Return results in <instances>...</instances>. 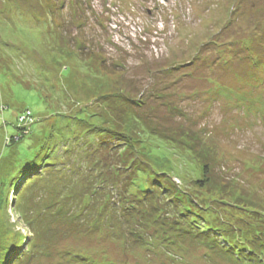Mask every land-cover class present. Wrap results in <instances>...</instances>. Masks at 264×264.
Segmentation results:
<instances>
[{
    "label": "rangeland",
    "instance_id": "374dc122",
    "mask_svg": "<svg viewBox=\"0 0 264 264\" xmlns=\"http://www.w3.org/2000/svg\"><path fill=\"white\" fill-rule=\"evenodd\" d=\"M129 96L140 102H128ZM25 109L33 116L19 121ZM135 109L150 132L154 125L160 134L184 136L161 142L127 123L123 128L134 139L121 143L130 148L127 155L161 149L173 180L188 186L182 174L193 186L202 170L187 155L190 147L210 163L199 192L224 200V207L241 205L240 213L257 209L250 213L252 220L264 221V0H0V246L7 241L0 253L9 250L12 261L22 264H62L58 252L71 247L123 264H264V253L260 261V255L243 251L247 260L241 261L236 259L239 248L219 252L204 236L215 229L201 221L192 234L196 237L175 235L171 253L161 250L165 242L157 247V238L149 248L133 236L124 243L118 202H103L108 196L118 200L111 181L103 178L108 169L90 166L103 163L96 150L110 137H86L91 149L85 150L77 145L80 137L74 141L63 135L81 130L84 120L76 117L88 119L92 111L119 122ZM18 126L26 128V137L17 144L8 138L20 136ZM70 139L74 153L61 156L67 170L48 172L53 168L49 159ZM18 159L22 163L16 167ZM95 170L103 177L95 179ZM63 172L66 177L59 180ZM28 180L34 181L30 190ZM84 181L96 192L89 219L99 221L100 204L107 210L102 217L115 214L102 233L82 227L87 234L75 238L60 233L69 221L47 206L67 191H91ZM162 207L173 216L172 206ZM196 213L201 220L207 210ZM25 214L41 232L39 247L29 254ZM8 230L23 234V240L8 241ZM47 230L52 236L43 234Z\"/></svg>",
    "mask_w": 264,
    "mask_h": 264
},
{
    "label": "trees",
    "instance_id": "16d2710c",
    "mask_svg": "<svg viewBox=\"0 0 264 264\" xmlns=\"http://www.w3.org/2000/svg\"><path fill=\"white\" fill-rule=\"evenodd\" d=\"M136 99V97L132 98V96H129L127 100L128 102H134ZM135 102H140V99H137ZM131 112L132 117L129 116L128 119L123 118L119 122H111L109 121L110 117L102 113H96L92 111L90 112V117H88V119L76 117L78 120H84V126L81 128V130L71 133L68 130L65 132L66 135H63L64 137L73 139L80 137L78 139L79 143L77 145H85V150L87 147H90L91 149V146H89L90 143L86 142V137L99 135L103 136L105 133L108 135V137H110L106 139V141L102 142L96 150V152H99L100 154L99 160L103 163H90V166L91 168L96 169L97 166L103 165L108 169V172L106 173L108 175L106 177L101 175L103 172L100 173L96 170L93 176H95V179L103 177L106 180H110L111 182L109 183V186L111 189L116 190L114 193L111 191V189H107L108 192L114 193L118 200L111 202V196H108L103 202H110L112 205H115L118 202V212L115 213H118V216L116 217L119 219V228L123 232L124 243H126L128 238L133 236L136 242L139 243V246L149 248V245L151 243H155L153 240L157 238V247L161 248L162 245L164 246L165 242V247L161 250L171 253L169 250L171 249V245H174V243L177 242L176 236L196 237L192 234H195L193 231L197 226V222L201 221V223L206 228L215 229L216 233L213 235L208 234L207 232V235L204 236L211 242L212 245L215 246L219 252H231L232 249L235 251L237 248H239V253L237 255L238 257L236 259L241 261L243 259L247 260L244 257L245 254H243V251H250L256 255L264 253V221L262 220L263 223L262 221L260 223H256L252 220V216L250 215L251 211L256 212L257 209H251L247 210L248 212L244 211L243 213H240V209L242 208L241 205L236 203L234 205L235 208H230L228 206L224 207V204L226 203L224 200H220L216 196L213 198L207 197L205 193L199 192V190L205 187V182L208 181L210 163H208L207 156H205V159H207L206 161L201 155L198 156L190 147L187 146L189 148V152L186 151L187 155L193 164L197 163L201 166L202 174L200 176L197 174L198 177L196 176L193 178V183L195 184L193 186L189 185L188 180L184 175L178 174L184 182H187L188 186H186L184 184H178L173 180L171 173L165 166V163H167L164 160L165 156L161 155L165 154L163 150L159 149V151H156L155 149H151L150 152L145 150H143L145 152H142L139 151V149H136L134 153L131 151L127 155L128 151H130V148L122 147L121 143L123 142V146H125L127 143L133 144L134 142L133 137H131L128 131L123 128V126L128 125L127 123H134L137 125V127L140 126L144 131L145 136H152L158 141L161 140V142L164 138H168L169 140L175 142L177 141V136H184L181 135V133L179 134V132L174 131H169L166 133L162 132V134H160L152 124L151 125L154 131L150 132V128L147 125L148 123L145 122L146 119L139 114V109H135L134 111L132 110ZM28 113H31L32 115L31 110L25 109V112L19 115L18 120L21 121L26 119L28 117ZM106 117L108 118L106 119ZM17 129L20 132V136H11L8 139L13 143L18 144L24 137H26V132H24L26 128L18 126ZM32 131L39 132V130L37 131L36 129ZM185 134L188 135L187 133ZM111 138H114V142L111 140ZM73 139L72 141L70 139L69 142L72 143L66 145V148H62V151H58L59 153L57 156H54L53 154V152L55 153L56 150H52L51 155L53 154L54 158L49 160H53V162H51L53 163V168H51V170L48 172L67 170L65 168L66 164L61 163V161H64V158L61 156L64 155V153H69V151L73 152L71 147L73 144H75ZM135 142L137 143V141ZM9 145L10 143H8L7 146ZM30 152L31 150L25 151V153ZM131 158L132 160H130ZM15 162V165H17L16 167H19V165L22 163L20 159ZM205 172H207V177H205ZM65 177L66 175L63 172L62 176L59 177V180L65 179ZM100 180L101 182L103 181L102 179ZM33 183L34 181L28 180L26 183L28 187L27 190H30ZM84 185L86 188H91V186H89V184L85 181ZM77 186H79V188L84 187L81 183L80 185L77 184ZM80 189H78L77 192L76 190L65 192L64 197H60L59 200H56L53 203L49 202L47 206L48 209H59V211L65 215L66 221H69V223L64 221L63 225L61 226L62 230L60 228V233H68L75 238L77 236H84L87 233H102V227L105 226L106 222L109 224L108 227H110V221L113 219V217H109V215L115 214L107 213L105 218L102 217L105 214L103 212H106L107 210L105 209L106 206L100 204L99 213H102V215L99 221L97 219H89L92 212V210H90L92 207V199L96 196V192L91 188V191L82 193ZM36 193L34 190V195H38V193ZM74 196L76 199L78 198V204H72L71 201L74 199ZM21 203L22 202L19 201L17 204L19 211L20 213H25L22 209L24 204ZM162 205H170V207L172 206L173 209H170V211H173L172 217H169L171 213L164 212ZM201 208L207 210V215H204L205 217L203 216L201 220H198L195 218L197 217V213L194 214V211L201 210ZM129 214L132 217H130ZM107 216L109 218H106ZM219 216L222 218H219ZM25 217V223L27 224V227L30 228L29 230L31 232L30 239L26 245V253L29 254V252H33L30 248H33L35 245L36 248L39 247L38 241L36 240L40 239L41 232L33 226L34 219L27 218L26 214ZM77 223L80 227H78ZM194 223L196 225L192 226ZM82 227L86 228L87 233L83 232ZM114 229H116V226H114ZM51 230H53L54 233V229ZM48 231L49 230L43 234L52 236V234ZM7 233L9 234V238H7L8 241L10 240V237L12 240H23V234L21 235L13 233L11 230H8ZM156 233L157 235L154 236ZM221 239H223L224 242H222ZM169 242H171V244ZM6 243L7 241L5 240L4 244L0 246V249L1 247H4ZM225 243H227V245ZM72 248L73 247H71V249L58 252L62 264H123V262H120L119 259H109L105 254H100V256L97 255L94 257L93 255L82 252L84 249L79 251ZM21 254L22 253H18L17 256H21ZM66 254H68V256ZM12 255V252H9V250H3L0 253V263L2 262L3 264L2 260L7 258L6 264H22L19 262L20 260L17 261V259L12 261L10 258ZM20 256L19 259L22 260V257L20 258ZM260 261H263V256L260 257ZM245 262L250 263L248 261Z\"/></svg>",
    "mask_w": 264,
    "mask_h": 264
}]
</instances>
